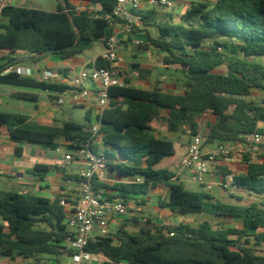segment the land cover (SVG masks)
<instances>
[{"label": "trees", "instance_id": "obj_1", "mask_svg": "<svg viewBox=\"0 0 264 264\" xmlns=\"http://www.w3.org/2000/svg\"><path fill=\"white\" fill-rule=\"evenodd\" d=\"M58 1L56 11L5 6L0 13L5 19L0 23V50L25 51L38 62L49 56L48 51L70 59L95 42L106 44L112 34L106 17L112 15L117 0H80L94 6L81 11L70 0ZM161 10L142 13L143 32L148 44L164 55L165 65L181 68L186 78L184 94L164 92L158 86L152 90L129 84L110 88V107L102 116L103 153L107 169L131 180L108 185L95 177L97 192H115L109 198L128 201L175 177L157 167L164 158L175 155L174 143L154 134V122L162 111L167 113L169 131L179 132L187 125L193 136L198 134L197 120L205 113L214 115L216 122L204 135L208 143L245 144L247 135L264 136V98L257 102L253 97L254 91H264V60H257L264 59V0H191L180 23L172 14L162 20ZM95 66L111 68L101 56L95 59ZM9 67L12 64L0 65V86L46 91L67 88L34 76L5 74ZM13 96L37 100L34 94L16 92ZM90 114H85L87 123L67 121L52 127L31 122L24 114L0 111V129L6 127L16 143L53 149L64 139L67 149L74 151L95 139ZM260 157L262 160L253 161L246 156L247 172L234 178L235 188L256 198L248 204L190 191L183 183L170 184L169 200L161 203L172 212L206 213L239 220L241 225L221 227L204 221L170 226L148 218L138 229L122 225L115 233L94 238L86 250L104 254L110 260L106 264H264V255L254 247L264 244V156ZM50 169V165L36 164L31 173L44 178ZM232 197L241 200L235 194ZM64 198L69 196L59 194L50 200L0 190V257L48 264L42 256L70 255L64 245L70 234L60 204Z\"/></svg>", "mask_w": 264, "mask_h": 264}, {"label": "crops", "instance_id": "obj_2", "mask_svg": "<svg viewBox=\"0 0 264 264\" xmlns=\"http://www.w3.org/2000/svg\"><path fill=\"white\" fill-rule=\"evenodd\" d=\"M0 2L5 3L6 6L13 5L28 7V0H0ZM70 3L78 11L84 10L87 7L94 8L92 3L80 0H70ZM164 11L166 13L172 12L170 9L161 10V12ZM3 21H5V19H3L0 14V23ZM139 36L142 39L145 37L143 34ZM104 46L105 44H103V49L100 51V53L93 58H82L80 56H75L70 59H62L59 55H49L40 60L46 63L45 68L43 69H38V63L29 59V54L25 51L10 53L5 50H0V65L7 66L12 64V66L32 67L36 70L34 77L37 79H41V73L45 70L57 72L59 73V76L49 82L69 88L72 76L80 69L93 62L98 56H100L104 51ZM148 46L149 48L145 50L143 47L134 48L130 45V43L127 42L122 44L121 48H125L127 50H136V56L141 59V63L137 62L136 64L134 63L132 67H129L123 61H121L122 55L119 54V59L116 63V66L119 67L124 72V74L126 73L125 76L128 79V84L132 87L147 90H152L155 86H158L164 92L184 94V84L186 80H184V83H182V78L163 80L153 75L152 66L149 63L152 59L150 57L154 56V53H156L155 61L159 63V65L166 68L172 67L176 70H181V68L175 67L173 65H165L162 61L164 55L162 53H158L153 46L149 44ZM223 70L224 69H222V71ZM2 92L12 96L16 92L33 94L14 89L7 90L0 86V93ZM56 92L57 91H49L50 96L54 101ZM253 97L257 102H259L257 99L262 100L264 98V91H254ZM95 106L96 99L94 97H90L83 106H73L66 104L62 106V108L57 109L48 108L47 110H43L38 108L33 113V115H27L24 113L20 114L29 116V120L31 122H36L43 126L61 127L63 123L67 121L77 122L75 120L74 110L76 108H83L85 114L87 111L91 112V124L92 120H95ZM215 122L216 117L210 113L203 114L197 120L198 134H201L204 138L203 150L205 152L215 150L219 144L217 141L208 143L205 141L204 137L208 131V127ZM154 126L156 128L154 134L157 138L170 140L175 146V155L164 158L157 167L160 168L159 166L162 165L164 161H167L166 166L160 169L173 172L175 177L170 181H163L156 188H151L147 194L130 198L128 200V214L115 217L110 222L109 233H115L122 225H126L129 229V227L135 223V219H137V222L141 225L144 224L148 218L157 225L167 224V222L173 216L179 215V213L172 212L168 208H165L161 205V203H166L169 200V185L172 183L184 184L185 180L188 179L195 182L192 179V171L185 169L182 165V160L188 152V148L193 140V135L191 138L189 137L191 133L189 126H183L179 132L169 131L167 113L165 111H162L159 118L155 120ZM261 126L264 127V125ZM67 145L68 143L64 139H59L57 148L53 149L25 142L16 143L11 140L8 129L6 127H2L0 129V190L15 191L23 194H34L36 196L45 197L50 200H53L59 194L68 195L70 200L77 199L79 186L82 180L81 177L87 166L84 160L74 161L69 165L64 166L65 154L70 152V150L67 149ZM178 146L183 150L179 160H177ZM228 146L232 150V154L228 158H219L214 170L208 175L207 184L202 185L203 187L206 186V188L212 190V194L220 199L225 198L226 190L231 189L229 184L225 182V177L228 174H234L235 176H238L240 174L246 173L248 170V164L245 161V157L249 156L253 161H256V156L260 153L259 148H261V145L247 146L244 143H229ZM94 147L97 150H105V146L102 143H96ZM62 149L66 151L62 152ZM36 164H47L51 166L50 171L44 178L37 177L31 173V170ZM60 172H63L64 174L63 179L58 178V174ZM130 180L131 179L129 177H123L118 172L112 169H107L105 171V178L101 182L108 185H113L115 182H128ZM241 190L242 189H238V191ZM232 191H235V189H232L231 192ZM238 191H235V193ZM98 193L106 197L115 194L114 191L105 189H101ZM148 209H151L152 212L157 213L158 217H145L143 214ZM179 224L180 223L177 225ZM99 234L100 231L97 233L94 232V237L97 238ZM0 264H28V262L22 259L12 260L9 257H0ZM48 264L59 263H55L54 260H50Z\"/></svg>", "mask_w": 264, "mask_h": 264}, {"label": "built area", "instance_id": "obj_3", "mask_svg": "<svg viewBox=\"0 0 264 264\" xmlns=\"http://www.w3.org/2000/svg\"><path fill=\"white\" fill-rule=\"evenodd\" d=\"M178 0H117V5L112 13L106 18L112 28L111 37L104 46V51L100 55L103 60L111 65V68H97L95 60L78 72L70 81V87L55 93V102L59 106L70 104L73 106H83L90 97L96 99L94 119L91 122L90 132L94 141L87 142L79 149L65 154L64 166L78 160H84L86 170L82 174V180L78 190V198L75 200L62 199L60 204L66 212V224L70 234L64 239V245L71 250L69 255L72 258L71 264H106L109 262L104 254L92 253L86 250L94 237V231L99 228L98 237L109 234L110 222L118 216L128 214V201L121 198H109L98 193L94 187V179L100 181L105 178L107 170V160L103 151L93 148L96 143L103 144V134L101 133L102 116L105 110L110 107V88L127 86V77L124 72L116 66L119 59V49L125 42L130 43L134 48H141L147 44V40L139 35H144L143 12L153 8H169ZM5 3L0 2V13L5 7ZM16 72L22 76H34L36 70L32 67L12 66L4 73ZM59 76V73L45 70L41 73V79L51 81ZM204 138L201 134L193 136V140L188 148V152L182 160L185 169L192 171V179L200 184H207L206 176L212 173L218 163L219 158H228L231 149L226 143H219L215 150L205 152L203 150ZM247 146L264 144V136L260 134H250L246 136ZM235 175L228 174L225 182L231 189ZM210 187V185H209ZM97 237V238H98Z\"/></svg>", "mask_w": 264, "mask_h": 264}, {"label": "rangeland", "instance_id": "obj_4", "mask_svg": "<svg viewBox=\"0 0 264 264\" xmlns=\"http://www.w3.org/2000/svg\"><path fill=\"white\" fill-rule=\"evenodd\" d=\"M191 0H178L173 6L169 7V8H163V9H170L172 10L171 13H166L161 12V19H169L168 14H172L174 16V21L176 23H180L182 22V15L185 11V9L188 7V5L190 4ZM57 5H58V1L57 0H28V7L31 8H38V9H45V10H49V11H55L57 9ZM147 40V39H145ZM149 46L148 44L143 45V49H148ZM103 49V43L102 42H95L92 46L91 49L87 50L86 52H84L81 55H78L82 58H93L95 56H97L100 51ZM119 54L122 55L121 57V61H123L125 64H127L129 67H132V65L135 63H141V59H139L137 55V51L136 50H127L125 48H120L119 49ZM158 52V51H157ZM160 53V52H158ZM154 56H151L150 58V65L152 66V72L153 75L155 77L161 78L163 80H167V79H178V78H182L184 83V80H186V78L184 77V74L181 70H176L175 68H166L164 66L159 65V63H157L156 60V53H154ZM257 60L262 61L264 59L258 58ZM37 67L38 69H43L45 68L46 63L43 61H38L37 62ZM126 74V73H125ZM3 88L5 89H14V90H18V91H23V92H29V93H33L35 95H37V100H33V99H21L6 93H0V111L3 112H9V113H24L27 115H33V113L36 111V109L40 108L43 110H47L48 108H62L61 106H59L54 100H52L49 91L43 90V89H37V88H29V87H21V86H12V85H2ZM257 93V92H256ZM257 99V98H256ZM258 101H261V99H257ZM75 120L77 122H81V123H87V120L85 118V112L83 111V108H76L75 110ZM92 122H95V120H92ZM192 132L190 133L189 137H192ZM62 152H65L66 150L62 149ZM177 151H178V156H177V160L180 159L181 154L183 153V150L178 146L177 147ZM260 153L257 154L256 159L257 160H262V158L260 156H264V144L261 145V148H259ZM231 154H232V150H231ZM230 154V155H231ZM167 161L164 163H162V165H160V168H164L166 166ZM58 178L59 179H63L64 178V174L63 172H60L58 174ZM205 179H208V176L205 177ZM185 187L190 190V191H195V192H199V191H206L209 193H212V190H210L209 188L203 187L202 185L191 181L190 179L185 180L184 183ZM232 189L226 190V194H225V198H223V201L226 202H241V203H245L248 204L251 201L255 200L256 198L254 196L249 195L247 192L245 191H238V189H235V191H238L237 193H235V191H232ZM232 194H235L237 196L241 197V200H237L234 199L232 197ZM145 217H158L157 213H154L151 211V209H148L144 214ZM204 221H209L214 225L217 226H221V227H233L234 225H241V221L239 220H234L231 218H226V217H218V216H214V215H210V214H206V213H189V214H180L178 216H173L168 222L167 224L170 226H175L178 223H189L192 225H198ZM135 223L132 224L131 227H129L130 230H134V229H138L142 226L145 225L144 224H140L137 221H134ZM99 231L98 228L95 229V233H97ZM257 253L258 254H262L264 255V244L261 246L255 245L254 246ZM42 259L45 263H49L50 260H54V262H58L59 264H71L72 263V258L69 255H63V256H50V255H45L42 256Z\"/></svg>", "mask_w": 264, "mask_h": 264}, {"label": "water", "instance_id": "obj_5", "mask_svg": "<svg viewBox=\"0 0 264 264\" xmlns=\"http://www.w3.org/2000/svg\"><path fill=\"white\" fill-rule=\"evenodd\" d=\"M52 54V52L51 51H48L47 52V55H51ZM250 97H247V99H249Z\"/></svg>", "mask_w": 264, "mask_h": 264}]
</instances>
